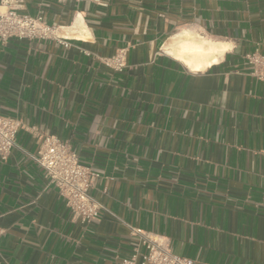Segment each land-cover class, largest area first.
Segmentation results:
<instances>
[{
    "label": "crops",
    "instance_id": "crops-1",
    "mask_svg": "<svg viewBox=\"0 0 264 264\" xmlns=\"http://www.w3.org/2000/svg\"><path fill=\"white\" fill-rule=\"evenodd\" d=\"M13 4L65 40H0V114L21 121L0 158V264L139 262L135 229L194 264H264V79L247 58L264 55V0ZM182 28L231 47L192 71L164 50ZM46 134L99 173L98 218L75 215L33 159Z\"/></svg>",
    "mask_w": 264,
    "mask_h": 264
},
{
    "label": "built area",
    "instance_id": "built-area-1",
    "mask_svg": "<svg viewBox=\"0 0 264 264\" xmlns=\"http://www.w3.org/2000/svg\"><path fill=\"white\" fill-rule=\"evenodd\" d=\"M65 1V0H60ZM14 0H0V40L6 41L12 37L18 38H49L65 40L57 34L58 27L49 24L42 14L29 15L18 12ZM64 44H67L64 41ZM247 58L254 66V74L264 79V55L251 53ZM113 66H125L124 53L113 58ZM21 127V121L16 117L0 114V158L8 159L12 149L16 147V135ZM42 145L39 153L33 159L41 165L55 184L60 193L67 199L68 205L84 221L98 218L104 208L91 194L90 188L99 177V173L80 160L78 153L68 141L56 135L46 134L41 137ZM5 229L0 223V238ZM134 234L142 236V243L147 252L142 254L138 262L137 255L126 258L123 264H194L190 257L174 253L172 244L165 236L150 237L141 229H135Z\"/></svg>",
    "mask_w": 264,
    "mask_h": 264
},
{
    "label": "bare ground",
    "instance_id": "bare-ground-1",
    "mask_svg": "<svg viewBox=\"0 0 264 264\" xmlns=\"http://www.w3.org/2000/svg\"><path fill=\"white\" fill-rule=\"evenodd\" d=\"M83 23L80 15L75 24L72 27L64 28V31L65 33L67 30L72 32L79 28L83 30ZM230 47V43L217 41L190 28H182L169 38L164 50L190 70L202 71L219 62Z\"/></svg>",
    "mask_w": 264,
    "mask_h": 264
}]
</instances>
